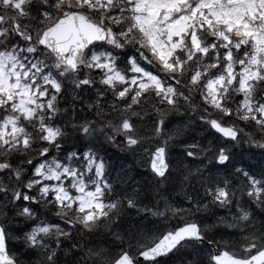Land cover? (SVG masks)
I'll list each match as a JSON object with an SVG mask.
<instances>
[{"label": "snow or ice", "instance_id": "obj_1", "mask_svg": "<svg viewBox=\"0 0 264 264\" xmlns=\"http://www.w3.org/2000/svg\"><path fill=\"white\" fill-rule=\"evenodd\" d=\"M248 153L264 0H0V264H264Z\"/></svg>", "mask_w": 264, "mask_h": 264}, {"label": "trees", "instance_id": "obj_2", "mask_svg": "<svg viewBox=\"0 0 264 264\" xmlns=\"http://www.w3.org/2000/svg\"><path fill=\"white\" fill-rule=\"evenodd\" d=\"M67 99L70 100V97H68ZM61 107H68V104L65 101H62L61 102ZM79 107H80L79 106V103H77V110L78 111H79ZM80 114L82 116H88V113H86V112H81ZM89 118H91V117L89 116ZM69 132H71V129L70 128H69ZM203 135L205 137H208V133H204ZM66 139L68 140V143L66 145H64L65 147H69V148H71L73 150H76V151H85L86 150V146L88 145V141L87 140H81V139H79V134H76V135H71L70 134ZM204 142L207 143V139H205ZM93 146L106 159L108 157V154L112 151V147L110 145H108V144H104L102 141L94 142ZM180 151H182V149ZM112 154H113V152H111L109 155L111 156ZM140 170H141L140 171L141 173L144 171L142 169H140ZM29 174L30 173L26 169V175H29ZM169 194H170V196L174 197L175 199L180 200V197L177 195L176 191H173L172 190V191H170ZM45 218L49 219L50 222H53V223L60 222L61 223V226H63V222L62 221H58V218H56L51 213H46L45 214ZM136 219L137 220H141V217H136ZM142 223L144 225H147L149 227H152L154 221H153V218L149 217L147 220H142ZM15 244H16L15 241L10 242V246H13ZM13 250L15 251V248L14 247H13ZM183 255L184 254H178V255L172 257L171 260L169 261V264H179V261L181 259H183Z\"/></svg>", "mask_w": 264, "mask_h": 264}, {"label": "bare ground", "instance_id": "obj_3", "mask_svg": "<svg viewBox=\"0 0 264 264\" xmlns=\"http://www.w3.org/2000/svg\"><path fill=\"white\" fill-rule=\"evenodd\" d=\"M180 150H181L180 148L174 149V151H175L176 153H179ZM260 163H261V160H260V159H257V160L251 165L252 169H257V168L259 167ZM172 190H173V191H176L174 188H173ZM172 190H171V191H172ZM218 211H222V210H218Z\"/></svg>", "mask_w": 264, "mask_h": 264}, {"label": "rangeland", "instance_id": "obj_4", "mask_svg": "<svg viewBox=\"0 0 264 264\" xmlns=\"http://www.w3.org/2000/svg\"><path fill=\"white\" fill-rule=\"evenodd\" d=\"M247 156V155H246ZM259 167H260V165H259ZM259 167L257 168V169H259ZM221 175H223V173H221Z\"/></svg>", "mask_w": 264, "mask_h": 264}]
</instances>
